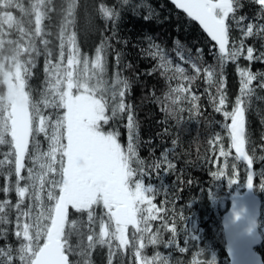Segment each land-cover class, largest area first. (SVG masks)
<instances>
[{"label": "trees", "instance_id": "trees-1", "mask_svg": "<svg viewBox=\"0 0 264 264\" xmlns=\"http://www.w3.org/2000/svg\"><path fill=\"white\" fill-rule=\"evenodd\" d=\"M18 1L5 14L14 17L12 23L21 32L4 26L10 29L5 28L0 51L3 57L15 51L14 43L31 46L26 48L36 73L27 77L31 93L37 95L46 86L41 67L57 49L54 42H44L40 31L38 38L29 39L24 30L33 26L38 31L36 19L53 20L54 10L65 16L69 31L78 28L80 45L92 47L101 75L106 72L118 83L120 110H110L97 131L116 139L126 160L128 185L148 189L146 206L153 207L152 228L158 233L152 246L145 241L143 260L229 264L223 217L233 199L244 193L238 187L246 180L261 200L264 228V0H230L232 8L224 17L225 55L166 0H45L48 6L43 7L42 0H33L32 15L24 0ZM87 21L89 27H83ZM4 92L0 83V96ZM237 112L243 122L240 153L229 129ZM13 167L8 135L0 142V264H30L32 256L25 252L16 225L20 206L7 186ZM86 217L69 212L65 225ZM81 235L78 240L64 229L69 264L77 261L78 251L85 264L92 254L94 260L96 253L103 258L102 250L91 249ZM257 251L264 264V236Z\"/></svg>", "mask_w": 264, "mask_h": 264}, {"label": "rangeland", "instance_id": "rangeland-1", "mask_svg": "<svg viewBox=\"0 0 264 264\" xmlns=\"http://www.w3.org/2000/svg\"><path fill=\"white\" fill-rule=\"evenodd\" d=\"M22 3L32 15L33 5L36 7V3H33V0H24ZM19 4L18 0H0V47L7 28L4 26L11 27L16 32L20 31L17 25L12 23L14 17L5 14ZM40 6L48 5L42 0ZM55 12L54 10L51 17L53 20L47 17L42 21L36 19V22L42 23L41 36L53 41L57 49L51 64L46 63L41 67L47 83L45 89L40 86V93H31L27 83V77L32 78L36 74L35 67L29 64V53L26 52V48L31 46H27V42L22 47L14 43L11 49L15 51L12 50L3 57L0 51V83L4 84L5 90L0 96V142L4 136L10 137L9 110L14 97L19 94H26L29 98L33 136L25 163L17 169L14 162V167L9 171L10 190L16 192L20 202L21 219L17 229L19 237L23 240L25 252L29 254L46 240L54 211L57 206L63 205L73 215L79 212L87 213L84 222L73 220L65 225L63 230H70L73 237H83L82 233L85 239L90 241L91 249L102 250L103 258L99 260V253H96L97 260H94L92 254L88 264H116L115 261L117 264H145L142 257L144 243L146 241L152 246L156 239L153 237L158 233L156 228H152V220L155 218L152 206L141 208L143 204H147L148 189L137 185L131 187L127 183L128 187L125 186L121 195L112 191L109 196L104 189L106 181L115 179L117 174L121 180L125 179L123 175L127 178L126 160L116 139L109 136L106 141L101 142L106 154L104 164L108 172L103 173L104 170H101L87 173L85 177L91 182L87 181L85 185L82 184L83 177L77 173L79 154L74 144L75 134L79 127L88 125L92 126V132L95 130L99 133L97 130L109 119L110 110H115V113L120 110L121 104H118L115 97L119 96L118 83L106 72L101 75V66L95 53H92V47L84 48L80 45V33L76 34L78 28L69 31L70 24L65 23V16ZM24 13L29 14L26 11ZM226 14L227 12L220 11L217 15L224 18ZM54 21H57V25ZM87 24L89 21L84 23L83 27H89ZM24 31L29 39H33L30 35L38 34L33 26ZM64 44L69 47L67 52H63ZM38 69L40 70V65ZM237 120L241 123L242 134L243 122L240 112H237L229 128L232 139L233 127ZM242 145L235 144L239 153L242 152ZM261 173H264V168ZM246 175L248 177L249 173ZM242 187L245 190L241 195L247 193L250 188L254 190L251 181L247 183L246 180L239 184L238 189ZM97 192L99 195H95ZM101 194H104V197L100 196ZM114 202L130 210L131 215L125 214L124 219L120 221L119 213L114 214L111 208ZM56 237H62V231ZM72 248L74 247H71V250L75 254L76 251ZM89 253L91 252L87 254ZM80 256L81 259L74 264H85L82 260L84 255L78 251L75 257Z\"/></svg>", "mask_w": 264, "mask_h": 264}, {"label": "water", "instance_id": "water-1", "mask_svg": "<svg viewBox=\"0 0 264 264\" xmlns=\"http://www.w3.org/2000/svg\"><path fill=\"white\" fill-rule=\"evenodd\" d=\"M166 1L193 21L222 54L227 53L226 22L216 17V11L230 8L228 0ZM9 115L15 163L19 167L24 160L30 137L28 99L25 95L15 97ZM240 128V121H237L233 128L237 142L240 141ZM260 207V199L253 191H249L235 200L224 216L223 233L230 264H263L256 251L262 242L257 228ZM65 219V208L58 206L54 213L53 225L48 232V242L40 247L31 264H68V257L63 253L61 243L55 238Z\"/></svg>", "mask_w": 264, "mask_h": 264}, {"label": "flooded vegetation", "instance_id": "flooded-vegetation-1", "mask_svg": "<svg viewBox=\"0 0 264 264\" xmlns=\"http://www.w3.org/2000/svg\"><path fill=\"white\" fill-rule=\"evenodd\" d=\"M109 136L110 135L105 133L99 134L92 132L91 125H88L86 127H79L77 134H75L74 144L77 149V153L79 154V159L77 161V167H78L77 173H79L83 177L82 184L85 185L87 181H88L87 183L91 182L88 179V177H85L87 173L100 172L101 170L102 171L104 170L103 173L108 172L107 171L108 168L104 164V157L106 156V154L104 153L101 147V142L103 143L104 141H106L107 137ZM120 176H122V173ZM104 189L107 196L111 195V193H113L112 191L118 193V195L119 194L121 195L123 193L124 186L119 175L117 174V177L115 179L113 178L108 179L106 181V185ZM95 195H99L98 192ZM100 196L104 197V194L103 195L101 194ZM120 205L121 204H117L116 202L111 204V208L113 209L114 214L116 212V207ZM119 210L120 212L118 213L120 214L118 219L120 221L124 219L125 214L127 216L131 215V211L126 209L125 207L124 209H119ZM90 217L92 219V215Z\"/></svg>", "mask_w": 264, "mask_h": 264}, {"label": "bare ground", "instance_id": "bare-ground-1", "mask_svg": "<svg viewBox=\"0 0 264 264\" xmlns=\"http://www.w3.org/2000/svg\"><path fill=\"white\" fill-rule=\"evenodd\" d=\"M15 154V153H14Z\"/></svg>", "mask_w": 264, "mask_h": 264}]
</instances>
